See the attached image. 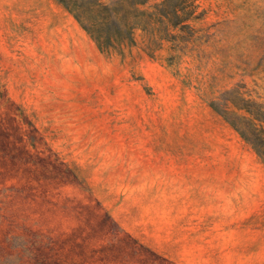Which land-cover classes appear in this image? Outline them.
<instances>
[{
	"label": "rangeland",
	"instance_id": "1",
	"mask_svg": "<svg viewBox=\"0 0 264 264\" xmlns=\"http://www.w3.org/2000/svg\"><path fill=\"white\" fill-rule=\"evenodd\" d=\"M197 3L191 41L108 55L58 0H0V123L84 184L0 135V264H264V161L220 111L264 125V0Z\"/></svg>",
	"mask_w": 264,
	"mask_h": 264
},
{
	"label": "trees",
	"instance_id": "2",
	"mask_svg": "<svg viewBox=\"0 0 264 264\" xmlns=\"http://www.w3.org/2000/svg\"><path fill=\"white\" fill-rule=\"evenodd\" d=\"M58 1L75 16L94 39L100 50L108 55L112 53L122 54L127 47L134 45L137 30H142L149 35L147 48L153 53L161 48L167 40L176 43L191 41L195 34L191 20H196L201 16L198 13L199 4L197 0H160L155 3H151L152 0ZM8 103L16 106V103L8 98L6 90L0 91V115L2 117L8 111ZM216 108H218L217 105ZM17 109L18 111L11 115L14 123H3L2 121L0 123V135L3 136L4 146L2 151L10 155L12 151L20 149L26 155L39 159L65 179L84 187L74 171L48 147L44 137L33 123H30L28 119H22V113L19 108ZM220 111L264 161V125L256 121V118L259 117L241 115L239 117H242L243 121H236L233 117L231 118L228 109H220ZM96 202L99 208L103 210V215L116 226L117 232L126 233L104 210L101 203L98 200ZM133 241L144 248L148 254L168 263H174L139 243L137 239L133 238Z\"/></svg>",
	"mask_w": 264,
	"mask_h": 264
},
{
	"label": "crops",
	"instance_id": "3",
	"mask_svg": "<svg viewBox=\"0 0 264 264\" xmlns=\"http://www.w3.org/2000/svg\"><path fill=\"white\" fill-rule=\"evenodd\" d=\"M174 254H175V253H174ZM175 257L178 258V259H180V260H182V261H185V256L182 255V254H177V253H176ZM186 261H187V260H186Z\"/></svg>",
	"mask_w": 264,
	"mask_h": 264
}]
</instances>
